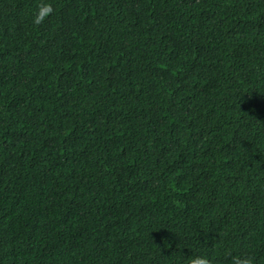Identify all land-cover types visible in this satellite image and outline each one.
<instances>
[{"label": "trees", "instance_id": "16d2710c", "mask_svg": "<svg viewBox=\"0 0 264 264\" xmlns=\"http://www.w3.org/2000/svg\"><path fill=\"white\" fill-rule=\"evenodd\" d=\"M39 2L0 0V264H264V0Z\"/></svg>", "mask_w": 264, "mask_h": 264}, {"label": "clouds", "instance_id": "9594fccd", "mask_svg": "<svg viewBox=\"0 0 264 264\" xmlns=\"http://www.w3.org/2000/svg\"><path fill=\"white\" fill-rule=\"evenodd\" d=\"M53 12V6L50 0H40L37 4L32 17V22L39 25L46 17ZM226 256L230 253L225 252ZM187 264H211V261L206 255H195L188 258ZM230 264H253L251 257L241 255H231Z\"/></svg>", "mask_w": 264, "mask_h": 264}]
</instances>
